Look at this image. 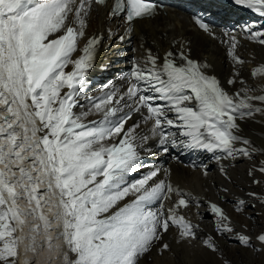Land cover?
Returning <instances> with one entry per match:
<instances>
[{"label":"snow or ice","instance_id":"1","mask_svg":"<svg viewBox=\"0 0 264 264\" xmlns=\"http://www.w3.org/2000/svg\"><path fill=\"white\" fill-rule=\"evenodd\" d=\"M105 2L0 0L2 264H17L21 246L24 264H32L26 254H37L38 247L47 248L49 261L60 255L67 261L68 252L54 242L60 238L63 247L74 254L70 264H140L157 245L161 253L171 250L163 237L172 226L178 230V242L195 241L198 225L178 211L187 207L188 193L170 180L160 179L158 168H150L134 181L126 179L147 167L142 164L141 152L150 139L158 138L164 152L169 150L165 145L176 143L169 139L172 134L166 128L182 130L187 142L181 143L189 148L219 150L228 157L251 156L257 151L243 136L238 120L264 114V107L254 103L264 104V94L255 95L256 89L247 86L230 94L209 73V64L190 58L183 50L168 51L159 64L161 58L148 50L142 63L133 62L123 92L109 82L99 97L84 96L90 103L87 111L74 112L89 84L87 75L94 66L100 37L87 38L82 48L79 41L85 38L93 3ZM232 2L264 18V0ZM158 7L155 0H114L109 15H122L129 25L126 30L131 32L133 22L154 17ZM195 23L215 35L203 19L195 18ZM53 35L55 38L49 39ZM251 39L264 46V31L252 32ZM227 43L232 61L244 65L245 60L236 54V37L229 35ZM78 52L81 54L74 58ZM69 66L71 70L66 71ZM251 74L264 81V64L253 68ZM238 75L227 83L235 84ZM240 83L244 85V81ZM141 109L147 113L142 122L152 124L149 134L138 132L141 121L128 124ZM170 112L176 114L175 120L169 118ZM90 114H101L100 119L84 123ZM38 132L44 134L37 136ZM260 171L264 173V167ZM173 194L178 199L165 207ZM128 197L132 199L121 205ZM21 199L31 207H21ZM238 203L242 206L245 201ZM211 211L218 217L219 231L233 232L221 207L213 203ZM29 216L40 223L29 226ZM53 231H57L55 237ZM238 239L251 246L250 236ZM256 239L264 245V232ZM203 244L218 251L211 236ZM256 251L264 252V247Z\"/></svg>","mask_w":264,"mask_h":264},{"label":"bare ground","instance_id":"2","mask_svg":"<svg viewBox=\"0 0 264 264\" xmlns=\"http://www.w3.org/2000/svg\"><path fill=\"white\" fill-rule=\"evenodd\" d=\"M188 4L204 9L213 16L218 30L214 38L197 29L190 21L189 15L177 7H169L166 13L162 12L153 19L136 20L132 24L133 30L128 32L126 29L129 25L118 21L119 18L110 20L107 17V7L93 4L87 17L85 38L81 39L79 44L82 48L87 38L93 36L100 37V42L94 52V66L87 75L89 84L81 95L80 104L73 111L77 114L87 111L90 103L84 96L102 95L103 86L108 84L107 80L120 70H127L126 77L130 78L133 62L142 63L148 50L161 58L158 64L168 51L178 53L183 50L190 58L209 64L211 66L209 73L215 75L221 86L230 94L242 86L254 87L255 95L264 94L261 91V88H264V81L251 74L253 68L264 64V46L251 39L252 32L264 31V18L244 6L236 7L232 0H220L218 3L213 0H190ZM226 33L228 35H225ZM229 35L235 36L238 41L236 54L245 60L242 66L236 65L228 55ZM120 36H124L125 39L121 41ZM54 38L55 35L49 37ZM79 54L81 53H74V58ZM175 58L178 64L181 63L178 55ZM70 70L71 66L66 69ZM236 73H239L237 82L228 84V80ZM241 80L244 81V85H241ZM118 84L121 87L120 92H123L127 87V80L121 78ZM254 103L258 107H264L259 101ZM2 111L3 106H0V112ZM143 112L147 114L145 109ZM100 115L90 114L84 123L98 120ZM169 118L175 120L176 114L170 112ZM137 121H141L138 132L149 134L151 122L144 123L140 114H133L128 124ZM0 123H3V120H0ZM238 123L241 124L243 136L250 139L253 147L257 149L251 156L228 157L219 150L214 153L206 149L186 147L184 144L187 138L182 136V130L178 131L176 127L165 129L172 134L169 139L176 141L175 144L165 145L169 149L167 152L163 151L158 138L153 137L148 141L141 152L142 164L147 167H140L126 179L131 182L141 178L150 168L160 169V179L170 180L174 186L189 194L186 197L187 207L182 206L178 211L193 225H198L195 229L198 238L191 243L178 242V230L172 226L163 237V241L171 246V250L161 253L157 245L141 258L140 264H264V252L256 251L257 248L264 247L256 239L259 233L264 232V173L260 171V168L264 167V152L260 151L264 148V114L256 113L252 118L238 120ZM43 134L38 132L37 136ZM237 147L241 145L237 144ZM150 152H153V155L148 154ZM131 199L132 197L126 198L121 205ZM177 199L178 197L173 194L171 202H164L165 207H170ZM240 200L245 201L244 205H239ZM18 203L23 208L31 207L26 199H21ZM213 203L223 209L233 232L219 231L218 217L211 211ZM238 207L241 210L238 211ZM33 222L40 223L29 216V226ZM25 232H28V227L25 228ZM51 234L56 236L57 231ZM240 235L250 236L251 246L242 244L238 239ZM208 236L213 237L218 251L213 252L204 246L203 240ZM41 237L37 239L38 245ZM59 240L62 241V250L69 252L63 247V238ZM47 251V248L38 247L36 257L32 252L26 255L32 264H36L40 254ZM20 252L17 264H24L23 246ZM61 260L63 263H60ZM54 261L56 264H69V259L66 261L63 255L57 259L54 256Z\"/></svg>","mask_w":264,"mask_h":264},{"label":"water","instance_id":"3","mask_svg":"<svg viewBox=\"0 0 264 264\" xmlns=\"http://www.w3.org/2000/svg\"><path fill=\"white\" fill-rule=\"evenodd\" d=\"M55 237V236H54ZM43 237L40 238V240L42 239ZM55 243L57 244H60L62 246V241L59 240L58 242L54 241ZM46 248V247H45ZM42 254V253H41ZM40 254V259L39 261L36 263V264H56V262L54 261V256H53V259L51 261H49L47 258L48 256L50 255V253L47 251V253H44L41 255ZM35 255V254H34ZM36 257V255H35ZM57 259V257H55ZM60 263H63V260H61Z\"/></svg>","mask_w":264,"mask_h":264},{"label":"rangeland","instance_id":"4","mask_svg":"<svg viewBox=\"0 0 264 264\" xmlns=\"http://www.w3.org/2000/svg\"><path fill=\"white\" fill-rule=\"evenodd\" d=\"M75 257H74V254H72L70 251L68 252V259H69V264L71 262V260H73ZM0 264H2V262H0Z\"/></svg>","mask_w":264,"mask_h":264}]
</instances>
